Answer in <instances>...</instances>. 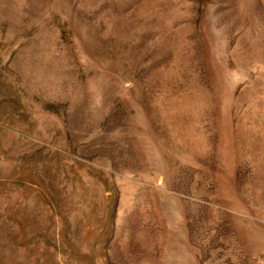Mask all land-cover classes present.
<instances>
[{"label": "rangeland", "instance_id": "1", "mask_svg": "<svg viewBox=\"0 0 264 264\" xmlns=\"http://www.w3.org/2000/svg\"><path fill=\"white\" fill-rule=\"evenodd\" d=\"M0 264H264V0H0Z\"/></svg>", "mask_w": 264, "mask_h": 264}]
</instances>
